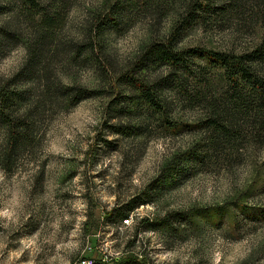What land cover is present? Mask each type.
Segmentation results:
<instances>
[{
  "label": "rangeland",
  "instance_id": "1",
  "mask_svg": "<svg viewBox=\"0 0 264 264\" xmlns=\"http://www.w3.org/2000/svg\"><path fill=\"white\" fill-rule=\"evenodd\" d=\"M101 1L71 0L61 29L66 50L52 63L53 81L83 86L90 96L47 105L31 146L10 168L0 161V264H264V124L252 122L258 107L209 112L203 102L223 98L225 77L197 54L187 66L162 63L141 74L165 77L158 92L165 115L128 98L129 85L122 91L131 115L107 119L111 78H101L97 56L80 49ZM187 1L161 0L157 13L134 5L108 26L103 51L113 68L130 69L151 39L173 29ZM219 1L226 8L183 29L178 47L242 54L260 46L264 0ZM17 2L1 3L0 24L18 17ZM27 57L24 43L0 45V78L19 74L16 86L34 98L43 85L38 72L25 76ZM212 115L225 123L212 126ZM157 187L153 202L129 220L105 217Z\"/></svg>",
  "mask_w": 264,
  "mask_h": 264
},
{
  "label": "trees",
  "instance_id": "2",
  "mask_svg": "<svg viewBox=\"0 0 264 264\" xmlns=\"http://www.w3.org/2000/svg\"><path fill=\"white\" fill-rule=\"evenodd\" d=\"M237 1L241 0H229V2ZM4 2L5 0H0V5ZM18 2V17L12 23L0 24V45L24 43L28 57L23 66V72L27 73L25 75L27 77L38 72L43 88L40 93H36L35 97L31 98L27 89H19L16 86L19 74L0 78V135L3 136L0 142V161L4 162L8 168L16 163L21 152L31 146L33 131L39 122L41 112L47 105L52 106L58 102H70V100L76 103L91 94L83 86H62L60 82L53 81L52 63L61 59L62 52L66 50L62 45L64 43H62L61 29L70 9L71 0H18ZM160 4L161 0H102L90 11V20L83 32V39L89 41L85 42L80 49L97 56L96 63L101 72V78L105 74L111 78L108 86L109 89L111 88L113 98L109 100L105 108L107 119L121 121L127 115H131L132 109L124 102L127 95L122 91L129 85L133 87L131 89L133 97L128 98L144 100L162 112L164 107L158 92L162 88L161 82L165 77L157 74L149 79L141 74L150 72L162 63L187 66L188 61L199 54L223 69L226 82V92L223 98L219 97L222 102L216 97L203 102L209 112L221 114L219 108L224 105L232 106L236 110H251L258 107L255 111L260 115L255 114L252 122L258 125L256 121L260 119V123L264 124V31L260 46L249 53L238 54L206 48L178 47L180 32L205 18L209 11L214 13L225 9L224 1H187L177 12V21L173 29L162 38L151 39L141 50L130 69L117 71L113 68L103 51L106 28L118 24L124 12L133 8L134 5L157 13V11L160 12ZM22 22L25 27L21 28ZM75 50L72 52H76ZM23 72L21 75L24 74ZM136 74H139V77ZM181 91L187 94L186 91ZM162 114L165 115L166 111ZM207 120L212 126H221L225 123L224 118L220 119L213 115ZM158 192V187L143 192L141 197L128 201L120 208L105 212V217L107 219L114 217L118 222L129 220L136 208L153 202V194ZM139 223L147 224V228L153 225L144 218ZM136 231L139 232L138 228ZM134 258L137 260L136 257ZM127 261L119 260L118 262L129 263Z\"/></svg>",
  "mask_w": 264,
  "mask_h": 264
},
{
  "label": "built area",
  "instance_id": "3",
  "mask_svg": "<svg viewBox=\"0 0 264 264\" xmlns=\"http://www.w3.org/2000/svg\"><path fill=\"white\" fill-rule=\"evenodd\" d=\"M84 264H94V260L93 259H85L83 261Z\"/></svg>",
  "mask_w": 264,
  "mask_h": 264
}]
</instances>
